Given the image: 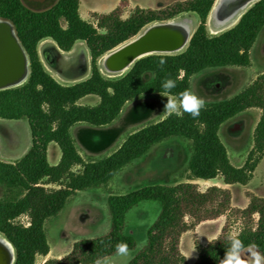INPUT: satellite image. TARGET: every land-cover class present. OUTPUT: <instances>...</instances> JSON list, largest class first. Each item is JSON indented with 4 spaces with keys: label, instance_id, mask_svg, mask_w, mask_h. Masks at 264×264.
<instances>
[{
    "label": "trees",
    "instance_id": "1",
    "mask_svg": "<svg viewBox=\"0 0 264 264\" xmlns=\"http://www.w3.org/2000/svg\"><path fill=\"white\" fill-rule=\"evenodd\" d=\"M216 0H180L165 8L137 6L122 18L118 7L109 13H95L96 25L81 17L80 0H57L35 10L24 0H0V19L9 21L29 60L27 81L18 87L0 90V118L28 120L32 145L17 161L0 160V184L15 191L0 200V234L14 250L13 264H35L38 255L50 252L45 222L56 216L78 191L100 187L133 161L145 156L153 146L177 137L187 140L188 181L146 184L124 194H109L110 230L98 237L76 241L63 258L45 264H96L98 259L115 254L118 243L137 246L134 234L126 230V215L142 201H158L160 213L147 231V243L128 264H187L180 249L181 236L203 221L226 213L242 221L234 235L245 249L255 247L264 254V196L250 195L244 208L232 206L229 189L217 185L199 190L194 180L222 176L226 184L246 185L264 156V72L230 98L206 103L197 118L167 115L128 135L112 154L85 160L80 154L72 128L80 123L105 127L117 121L126 104L141 96L160 94L162 82L172 78L177 87L171 95L192 91L193 75L208 69L251 65V51L264 29V0L254 3L231 28L212 35L208 18ZM192 12L199 24L184 51L152 54L137 60L121 76L105 77L99 59L137 36L146 26ZM65 23V26H64ZM52 39L63 51H71L78 41L85 42L91 56V74L72 85L57 81L44 67L39 44ZM166 63L161 66L160 60ZM87 96H97L94 105L80 104ZM258 108L261 116L253 132V146L243 166L231 163L220 129L247 109ZM56 143L60 161L48 160V146ZM75 165L82 171L75 172ZM59 184L58 189L45 185ZM28 215L29 225L17 222ZM193 219L188 224L185 218ZM227 228L212 242L197 244L194 264H221L230 247Z\"/></svg>",
    "mask_w": 264,
    "mask_h": 264
},
{
    "label": "rangeland",
    "instance_id": "2",
    "mask_svg": "<svg viewBox=\"0 0 264 264\" xmlns=\"http://www.w3.org/2000/svg\"><path fill=\"white\" fill-rule=\"evenodd\" d=\"M24 1L31 8L40 10L51 6L57 0H45L43 2ZM119 1L81 0L83 6L82 14L86 18L85 20L96 25L97 21L94 14L97 12L89 10L95 9L108 13L118 5ZM178 1L180 0H122L118 7L121 9L122 18H127L137 6L158 9L171 6ZM244 3L245 0H219L213 17L210 13L208 18L210 33L216 35L231 28L232 26L220 25V22L237 13ZM226 9L229 10L223 11ZM172 20L187 25L190 23L191 32L199 24L197 14L192 12L180 14ZM78 42L76 51L73 53L74 61L68 70L73 79L66 80L64 82L66 84H75L88 78L85 73L87 68L85 48L87 46L85 42L82 45L80 44L83 41ZM185 48L171 54L180 53ZM262 54H264V29L252 49V65L247 67L228 66L205 69L192 76L190 81L192 92L203 98L206 103L232 97L248 86L258 74L264 71ZM98 63L105 77L114 78L121 76V73L112 74L107 72L103 67L102 58L99 59ZM76 71L80 72V76L75 75ZM14 87L18 86L9 88ZM98 102L99 98L97 96H87L82 101L80 100L79 103L94 105ZM165 103L166 97L161 94H145L129 101L121 117L111 125L105 127H93L86 123L75 125L72 128V135L76 140L80 154L85 160L112 154L121 146L129 134L150 123L164 119L168 115L164 112ZM260 115L261 110L258 108L247 109L222 125L220 136L233 165L243 166L247 161L253 146V132ZM31 142L30 126L26 118L17 120L0 118V160L5 162L19 160L31 146ZM188 143L187 140L177 137L164 140L153 146L145 156L124 167L108 184L78 191L56 216L46 220L45 230L50 245V252L47 256L38 255L35 264H45L47 260L58 258L57 256L63 258L62 256L65 257L71 252L76 241L82 238L98 237L107 233L111 227V213L108 204L110 193L124 194L146 184L173 185L177 182L188 181ZM59 153L61 154L59 146L56 143H50L48 159L51 164H55ZM72 170L80 172L82 167L75 165ZM199 180L198 182L194 180L198 184L199 190L205 191L213 185L227 188L232 195V206L244 208L250 202V195L264 196V156L258 164L252 179L246 185L238 183L226 184L222 176L210 180ZM45 187L58 189L60 185L48 184ZM10 194H15V191L10 192L9 187L0 184V200ZM160 209L161 205L158 201L146 200L134 206L127 213L126 230L135 235L137 244H143L139 249L137 247L132 249L133 257L146 245L147 231L157 219ZM185 220L188 224L193 222V219L189 216ZM16 221L29 225L30 218L24 214L18 217ZM198 225L184 232L181 236L180 249L187 257V264H194L197 260L198 251L196 245L198 243L201 245L208 244L209 241L220 236L224 227L227 228V232L231 236L236 235L243 227L242 221L237 216L229 213H226L220 219L203 221ZM249 248L257 250L255 247ZM249 248L245 249L243 255L245 259L250 260ZM108 257L114 258L115 264H122V258L116 257L115 254Z\"/></svg>",
    "mask_w": 264,
    "mask_h": 264
},
{
    "label": "bare ground",
    "instance_id": "3",
    "mask_svg": "<svg viewBox=\"0 0 264 264\" xmlns=\"http://www.w3.org/2000/svg\"><path fill=\"white\" fill-rule=\"evenodd\" d=\"M257 1H259V0H245V3L243 4L242 8L237 13L232 15L231 19L232 18L233 19L239 18L240 14L243 11L250 8ZM218 3H219V0H216L214 3V6L211 10L213 14L216 12ZM227 10H229V9H226L223 11H227ZM237 21H238V19L233 20V22H231L229 24V27L234 25ZM189 27H190V25H189ZM189 27L186 24L179 23V22H176L174 20L164 21L163 23H152L148 27H146L142 32H140L134 39H132L131 41L125 42L124 44H122L118 48L114 49L111 53H108L106 56L102 57L103 67L107 72L112 73V74L125 72L126 70L130 69L133 63H132V61L127 63L126 59L130 56L131 52L127 53V55L123 54V56H121L120 58L117 57L113 61V62H123L124 61L125 63H127V64H125L126 66L124 67V69L121 72H113L111 70V66H112L111 64L112 63L107 62V61L110 58H113L114 56L119 55L121 52L123 53V51L130 44H132L134 41L138 40V38H141L143 36V34L147 33V32L149 34H152V35L155 34V36H152V37L159 38L158 40H161L160 43H163V48L165 50L158 51V52L173 53V52H177L179 50H182L187 46V44L189 42V38H190V34H191ZM0 28L5 30V33H2L0 31V44H2L5 40L10 41L11 34H9V32H8V29H9L8 25L5 24L2 20H0ZM150 40H153V38H151ZM158 52H156V53H158ZM26 79H27V74L21 78L18 77V80L11 78L6 83H4L3 86H5V87L6 86H19V85L23 84ZM13 262H14V259H13L12 247L7 242V240L0 235V264H13Z\"/></svg>",
    "mask_w": 264,
    "mask_h": 264
},
{
    "label": "water",
    "instance_id": "4",
    "mask_svg": "<svg viewBox=\"0 0 264 264\" xmlns=\"http://www.w3.org/2000/svg\"><path fill=\"white\" fill-rule=\"evenodd\" d=\"M29 1L43 2L45 0H29ZM246 11H247V9L240 14L238 20ZM2 21L8 25V28H9L8 32H9V34H11V39H10V41L5 40L2 44H0V90L11 87V86H6V87L3 86V84L6 83L9 79L14 78V79L18 80V77L21 78V77L25 76L26 74H27V78H28V75L30 72L29 60H28L27 54H26L24 48L22 47L21 43L19 42L12 24L7 20H2ZM159 23H163V22H159ZM179 23H181V22H179ZM183 24H185V23H183ZM0 31L2 33H5V30L2 28H0ZM193 32L190 31L191 34H190L189 41L192 37ZM152 36H155V34L152 35V34H149L148 32L144 33L141 38H138V40H136L132 44H130L123 51V53L121 52L122 54L120 53L119 55L114 56L113 58H110L107 62L112 63L111 64L112 65L111 70L113 72H121L124 69V67L126 66L125 64L129 63L130 61H132V63L134 64L137 60H139L145 56H148V55L171 54V53L158 52V51L165 50L163 48V43H160L161 40H158L159 38L152 37ZM134 38H132V39H134ZM151 38H153V40H150ZM132 39H130L129 41H131ZM112 51H110L109 53H111ZM130 52H131L130 56L126 59L127 63H125L124 61L123 62H113L117 57L120 58L121 56H123V54L127 55V53H130ZM156 52H158V53H156ZM107 54H105L104 56H106ZM123 74L124 73L121 72V75H123ZM7 242L10 244L9 241H7ZM11 247H12V245H11ZM12 250H13V248H12ZM14 258H15V256H14V250H13V259Z\"/></svg>",
    "mask_w": 264,
    "mask_h": 264
},
{
    "label": "clouds",
    "instance_id": "5",
    "mask_svg": "<svg viewBox=\"0 0 264 264\" xmlns=\"http://www.w3.org/2000/svg\"><path fill=\"white\" fill-rule=\"evenodd\" d=\"M159 63L163 66L166 61L161 59ZM161 86L163 91L160 94L166 97L164 112L169 116L175 115L183 118L184 114L187 113L195 119L200 116L201 111L206 107V101L190 90L182 91L178 96L171 95V91L177 87V81L172 78L165 79ZM229 241L230 247L226 251L221 264H264V254L251 248L248 249L251 259L244 258L245 246L237 236H230ZM142 246L143 244H137L136 247L139 249ZM115 256L122 258V264H128V261L133 257V250L129 248L127 243L121 242L116 245ZM96 264H115V260L112 257H105L98 259Z\"/></svg>",
    "mask_w": 264,
    "mask_h": 264
},
{
    "label": "crops",
    "instance_id": "6",
    "mask_svg": "<svg viewBox=\"0 0 264 264\" xmlns=\"http://www.w3.org/2000/svg\"><path fill=\"white\" fill-rule=\"evenodd\" d=\"M121 1H119L118 5L114 8L116 9L120 4H121ZM82 2L80 0V7H79V11H80V14L81 16L86 19L83 14H82ZM113 9V10H114ZM112 10V11H113ZM89 11H92V12H97V13H103L101 11H97L95 9H90ZM111 12V11H110ZM109 13V12H108ZM212 11H211V15H212ZM79 42H77L74 47L72 48L71 51H63L61 50L58 45L56 44L55 41L51 40V39H46V40H43L39 46V53H40V58H41V61L44 65V67L46 68V70L57 80L59 81L61 84H64V85H72V84H66L64 83L66 80H70V79H73V77H71L70 75V72H68L69 70V67L71 65V63L74 61V56H73V53H75V49H76V46ZM82 43L84 42H80V44L82 45ZM85 55H86V60H87V68L85 69V73H86V77H89L90 75V52L88 50V48L86 47L85 48ZM262 57L264 58V54H262ZM253 64V61H252V51H251V65ZM264 71H262L263 73ZM261 74V73H260ZM75 75H78L80 76V72L76 71L75 72ZM259 75V74H258ZM257 75V76H258ZM256 76V77H257ZM75 77V76H74ZM74 84V83H73ZM85 98V97H84ZM83 99V98H82ZM81 99V101H82ZM261 116V115H260ZM260 118V117H259ZM258 123V122H257ZM257 125V124H256ZM32 139V138H31ZM54 143V142H52ZM31 145H32V142H31ZM50 145V144H49ZM31 147V146H30ZM30 147L26 150V152L30 149ZM48 149H49V146H48ZM60 158H61V154L59 153L58 154V158L57 160L55 161V164L56 165L59 161H60ZM49 160V159H48ZM53 165V164H52ZM200 181L199 179L198 180H195V182H198ZM223 216V215H222ZM222 216L218 217L217 219H220ZM216 219V220H217ZM215 220V219H213ZM205 222V221H204ZM199 227V225H198ZM203 245H206V244H203ZM58 258H60L61 256H57ZM64 257V256H62Z\"/></svg>",
    "mask_w": 264,
    "mask_h": 264
},
{
    "label": "flooded vegetation",
    "instance_id": "7",
    "mask_svg": "<svg viewBox=\"0 0 264 264\" xmlns=\"http://www.w3.org/2000/svg\"><path fill=\"white\" fill-rule=\"evenodd\" d=\"M211 16L213 17V14H212ZM237 19H238V18H236V19H235V18H234V19L232 18V19H231V16H230V17H228L227 19H225L224 21H221V22H220V25L229 26V24H230L231 22H233V20H237ZM236 23H237V22H236ZM236 23H235V24H236ZM235 24H234V25H235ZM234 25H232V26H234Z\"/></svg>",
    "mask_w": 264,
    "mask_h": 264
}]
</instances>
